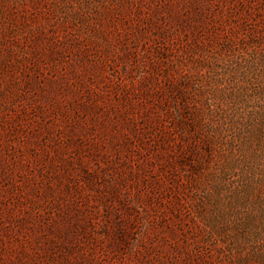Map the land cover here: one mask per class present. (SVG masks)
<instances>
[{
    "label": "rangeland",
    "instance_id": "1",
    "mask_svg": "<svg viewBox=\"0 0 264 264\" xmlns=\"http://www.w3.org/2000/svg\"><path fill=\"white\" fill-rule=\"evenodd\" d=\"M0 264H264V0H0Z\"/></svg>",
    "mask_w": 264,
    "mask_h": 264
}]
</instances>
